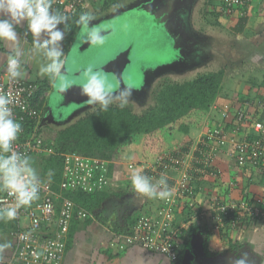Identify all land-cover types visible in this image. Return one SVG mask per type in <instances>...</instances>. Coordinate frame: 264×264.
<instances>
[{"label":"built area","instance_id":"1","mask_svg":"<svg viewBox=\"0 0 264 264\" xmlns=\"http://www.w3.org/2000/svg\"><path fill=\"white\" fill-rule=\"evenodd\" d=\"M253 0H223L227 16L246 18ZM87 0H53L52 10L77 19L86 8ZM40 87L24 80L12 81L5 71L0 74V95L14 98L10 105L13 119L22 125V131L13 143V149L30 158L53 153L52 144L43 137L42 120L46 111L48 92L40 94ZM258 110H264V101L245 100L242 108L222 111V118L233 125V132L221 125L211 126L200 142L189 148L173 147L154 163L125 161L122 164L84 157L77 153L63 157L62 179L58 190L50 180H41L38 199L17 210L12 219L17 228L9 233L10 253L0 257V264H62L74 220H95L94 213L77 205L65 193L94 194L112 189L120 166L131 182L133 172L148 176L154 183L166 178L172 195L156 198L158 206L141 215L127 234L115 233L110 242L115 252H124L139 246L154 254L177 261L181 254L184 231L194 223L209 222L214 231L234 232L264 220V195L242 191L239 199L232 193L212 195L207 210L199 207L200 186L206 180H217L221 171L215 165L223 155L233 169L264 173V122L255 120ZM234 112V114H233ZM233 114V115H232ZM34 125L28 133L27 125ZM176 172L175 178L170 174ZM230 190L238 188L230 182ZM133 191L135 192L133 186ZM15 205V198L7 191L0 194V208ZM185 206L191 212L188 222L177 225V214ZM201 210V211H200Z\"/></svg>","mask_w":264,"mask_h":264},{"label":"crops","instance_id":"2","mask_svg":"<svg viewBox=\"0 0 264 264\" xmlns=\"http://www.w3.org/2000/svg\"><path fill=\"white\" fill-rule=\"evenodd\" d=\"M95 1L97 0H87L86 8L80 13V15L85 12H95V9L99 7V5L94 4ZM107 1L108 0H106V2ZM106 2H104V4H106ZM117 3H123V0H118L116 4ZM211 5L215 7L220 6L218 7L219 9L223 8V0H206L203 9L208 6L211 7ZM225 18L226 19L221 20V24H229L228 20H234V22L231 23L230 30L233 32L236 39V47L239 46L237 52L242 64L240 67L235 68L233 73L227 74V68L225 69V76L222 82L220 95L209 111L203 126L200 129L190 130V133L187 135V137L190 138L187 144L188 146L195 145L194 143H196L207 124L211 126L217 125L218 122L222 120V117L220 116L219 118V115H222L223 110H230L233 107V110L235 111L240 107L241 101L234 102V98L232 99V95L228 93L227 84L233 78H236L234 83L240 82V86H236L235 89V93H238V97H245L244 99L251 101H264V0L252 1L245 20H242V18L237 16H228ZM78 19L79 17L76 20ZM72 26L73 23L69 22L67 30L72 29ZM240 26L241 29H238ZM59 27L61 30H64V25H59ZM16 30L20 35L21 43L25 51L27 52L29 49L33 48V37L31 33L27 31L26 22L17 26ZM67 30L65 31L64 39L61 41V47L65 54L62 57L63 68L66 66L65 61L74 51L79 55L81 54L80 52H82V50L78 49V47L79 45H83L81 40H77L76 43L78 46H75L74 42L70 43L68 46L66 44ZM79 32L80 28L78 30V33ZM93 46L95 45L91 44L84 50L88 52ZM8 52L9 47L0 43V74L5 72L7 67L6 56L8 55ZM86 58H88V56H86ZM42 63H44L43 56L38 53L33 54L30 62L25 66V71L28 73V76L22 80L27 83H35L40 89L41 87H44L43 92H48L47 101H45V103L46 106H49L51 95L54 92L55 82H57V77L53 79L47 75H40L39 68ZM68 67L69 72H72V74H81V78L84 76L82 73L87 71L81 69V67L79 68V65H77L78 69L71 68L69 65ZM65 71L66 73L68 72L67 69ZM240 77L243 78L244 83L240 81ZM73 81L76 84H80L83 80L77 78ZM234 86L229 89L231 92L234 91ZM260 111L261 110H258V117L264 121V113ZM216 114L218 115V118L215 117ZM229 126L230 128L228 131L233 132V125ZM44 129L43 137L50 142L54 141L57 134L55 135V132L53 133L49 127L46 128V131H44ZM196 135H199L197 139L194 138ZM226 160L227 159L223 155L216 159V166L219 168V171L225 172L226 170H229L227 168L228 162ZM121 167L124 166L118 168L119 172L116 176L115 186L112 189L105 191L108 197L106 201L102 203L100 208L96 210L94 214L95 220H75L73 222L72 228L74 224H77V227L75 226L73 228L74 231L68 238L67 250L62 264H173V261L163 255L151 253L139 246L131 247L124 252H115L114 249H111L109 244L114 238L113 236L115 233L118 234L119 232L128 230L131 232V228L133 227L132 222L135 219L148 213V210L150 209L154 210L158 206L156 198L143 197L133 191L132 183L126 179V174L123 172L124 169ZM243 172L245 173L244 176H242L244 178L243 181L246 185H249V187L246 186V189L255 190L257 195L263 196V176L251 170H243ZM170 176L175 178L179 175L174 172L171 173ZM221 178L222 175H220V178L217 180H210V183L207 184V182H204L201 185V191L198 193L197 198H195L199 205L198 208L202 210L209 209L208 193L215 192V195H218L215 189L217 188L216 186L222 185L219 184ZM234 180L237 181L239 178H234ZM234 180H232V182H234ZM222 187H224V185L219 188ZM222 189L224 191L226 190L225 188ZM240 189L238 192L241 195ZM223 190H221L223 194L220 195H224L228 192V189L227 192H224ZM184 207L179 210L180 214H177V225L184 223ZM199 225H207L206 227L208 231L213 230L212 224L209 222L202 221ZM189 228L190 226L184 231L182 237L187 235ZM200 232L201 233L194 236H197L203 243L204 257L209 264H234V261L239 259L243 254H246L247 256V264H264V220L252 225L249 224V226H243L241 230L234 232L213 230L210 240L207 238L206 228H204V230L202 229ZM192 238L190 239L189 244Z\"/></svg>","mask_w":264,"mask_h":264},{"label":"trees","instance_id":"3","mask_svg":"<svg viewBox=\"0 0 264 264\" xmlns=\"http://www.w3.org/2000/svg\"><path fill=\"white\" fill-rule=\"evenodd\" d=\"M106 3L110 4L111 0ZM242 20H245V18H242ZM77 21L76 19L71 21L73 23L72 29L67 30L66 44L68 46L76 40L80 28ZM238 29H241V26ZM224 76L225 69H222L201 74L197 78L184 83H165L159 87L155 94L154 107L143 115L135 114L127 107L120 108L118 104L114 103L110 105L107 111H102L97 106L96 109L86 112L76 123L62 128L57 133L56 139L48 142V145L52 144L53 147L51 155L36 157L30 162L34 165V162L40 159L39 167L34 165L39 179L52 181L56 190H58V185L62 179L63 157L66 154L77 153L84 157L120 163L126 160V149L137 143L142 136L141 160L153 163L172 148L169 141L177 133L187 136L190 130L202 127L209 111L220 95ZM43 91L44 87H41L39 93L42 94ZM240 101L239 108H242L245 100ZM260 112L264 113V110ZM258 115L259 112L255 114V120L264 122ZM218 125L223 126L228 131L231 123L222 118L217 125L213 126ZM33 128V124H28V133H31ZM186 147L191 146L186 145ZM262 174L264 179V173ZM206 182L208 184L210 180H206ZM218 188L215 189L216 193L218 195L223 194L221 192L222 188H219V190ZM250 192L252 196H257L255 190L250 189ZM2 193L3 191L0 190V194ZM214 194L215 192H209L208 200ZM65 196L94 214L108 197L105 191L94 194L84 192L65 193ZM183 211L185 214L183 221L188 222L191 212L186 209ZM137 219L132 222V225L136 223ZM253 224L255 223L253 222ZM75 226L77 227V224H74L73 228ZM206 226H200L197 222L190 226L187 235L182 237L181 254L177 261H173V264H182V257L186 252L190 239L201 233L202 229L206 228L207 238L210 240L213 230L208 231ZM16 228L17 224L12 219L0 218V238L2 235L9 236V233ZM73 228L70 235L74 231ZM119 233L127 234L129 230ZM0 257H4V255L0 254Z\"/></svg>","mask_w":264,"mask_h":264},{"label":"rangeland","instance_id":"4","mask_svg":"<svg viewBox=\"0 0 264 264\" xmlns=\"http://www.w3.org/2000/svg\"><path fill=\"white\" fill-rule=\"evenodd\" d=\"M123 1L125 2V0ZM104 2H106V0H97L94 4L99 5V7H106L108 12H113V10L116 11L115 8H113V5L116 4L117 0H111L110 4H102ZM200 2L201 0H141L138 4L140 6L128 3L125 6L126 11L134 12L137 15L134 17L132 15H126L127 18L123 25L118 27L115 33L107 37V39H104L105 42L103 45H95L88 52L83 50L80 52V55L74 51L69 57V66L78 69L77 65L81 62V57L86 58V56H88L81 66V69L88 70L95 65H100L106 60L111 59L118 49L125 47L128 43L132 44L135 42V49L133 50L132 58L137 57L138 59V57L143 56L139 53L144 51L146 56H149L147 61H151V64H156L154 66L159 67L164 63L165 66L168 65L171 67L173 62L177 60L178 53H176L177 49L173 38L171 37V34H169L170 31L164 24L168 22L170 28L176 30L180 36L183 37L182 43L185 48L189 45V42L191 43V47L195 48L191 54L198 53V55H200L203 53L200 49L203 48V59L196 60L191 58L193 55H190V58L187 60V63L191 64L189 68L181 70L179 68L178 71L175 70L158 74L153 79L154 81H151L149 86L150 90H147L145 97L139 98L138 100L132 98L134 102L129 103L126 106L127 108H130L135 114L139 115L148 112L155 105L154 97L157 90L165 82L184 83L190 79L197 78L201 74L216 72L226 68L227 74L233 73L235 68L240 67L242 64L237 52L239 46L236 47V39L233 32L230 30L231 23H233L234 20H228L229 24H221V20L228 17L225 15L224 9H219L218 7L220 6L215 7L213 5L204 9L203 7L201 9H196L195 3ZM205 3L206 0L204 4ZM138 7H140V10H136ZM184 54L186 56L188 53L185 52ZM144 58L147 59L145 56ZM139 68L140 67H137L136 64L131 67V71L127 74V80L129 82L127 84H130L132 87L139 88L141 81L143 80L141 75H139ZM70 74H72V72ZM140 77L141 80L139 79ZM86 78L87 76H82L80 79L83 81H81L80 84L73 82L74 86L77 85V88L80 89L82 84L86 82ZM240 79V81L244 83L243 78L240 77ZM235 80L236 78H233L228 82V93L232 95L234 102L240 100L244 101L246 100L244 99L245 97H238V93H235L236 86H240V82L234 83ZM233 86L234 91L231 92L229 89ZM114 104H118V102ZM69 107L70 106H68V108ZM231 110L234 111L233 107ZM220 116L222 117V115H219V118ZM215 117L218 118V115L216 114ZM79 118V115L73 116L71 118L72 121H70L69 124H66L65 127L76 123ZM209 127H211V125L207 124V126L204 127L202 134L194 137L195 139H197L198 136L200 138H198L196 142H200L201 138L207 133ZM62 128L60 126L50 127V130H52L53 133L55 132L54 134L56 135ZM44 131H46V129H44ZM140 138L141 139L137 143L130 145L126 149V160H141L143 137L141 136ZM189 140V137L177 133L172 139H170L169 144H171L170 146L172 147H185ZM39 164L40 159L34 162V165L36 166ZM34 165H32L33 168ZM227 168L229 170L221 172L222 178L219 184L224 185L222 188H225V191L228 189V193H232L233 198L239 199L240 196L237 197L240 195L238 190L241 188L242 191H244L246 186L249 187V185H246L243 181L244 178L242 176H244L245 173L241 169H233L229 165ZM234 178H239V180L236 181ZM232 180L238 185V188H235L234 190H230L229 184ZM216 187L218 188V186ZM5 244L9 246L0 248V254L7 256V254L10 253L11 243L9 236L2 235L0 238V245Z\"/></svg>","mask_w":264,"mask_h":264},{"label":"clouds","instance_id":"5","mask_svg":"<svg viewBox=\"0 0 264 264\" xmlns=\"http://www.w3.org/2000/svg\"><path fill=\"white\" fill-rule=\"evenodd\" d=\"M52 3L53 0H0V43L9 47L5 71L10 80L17 81L28 76L25 66L36 53L44 58V63L39 68L40 75L53 79L61 76L62 57L65 55L61 41L68 27V17L53 11ZM94 18L89 12L79 16L77 24L80 26L79 37L82 44L103 45L105 42L101 30L91 24ZM25 22L27 31L33 37V48L27 52L16 30L17 26ZM59 25H64V30ZM65 90L66 86H62L61 91ZM133 90L132 87L116 89L104 75L88 69L80 95L87 97L88 105L107 111L113 103L118 102V106L124 108L134 102ZM13 103V97L0 95V190L7 191L15 198L14 206L0 208V218L8 220L16 217L20 207L28 206L38 199L40 186L38 173L32 167L30 158L13 149V143L22 131V125L13 119L10 107ZM131 183L135 192L143 197L165 199L172 195L164 177L153 183L148 176L133 172ZM8 246L0 245V248ZM234 264H247L246 254L236 259Z\"/></svg>","mask_w":264,"mask_h":264},{"label":"water","instance_id":"6","mask_svg":"<svg viewBox=\"0 0 264 264\" xmlns=\"http://www.w3.org/2000/svg\"><path fill=\"white\" fill-rule=\"evenodd\" d=\"M204 2L205 0H201L200 3H195L196 5V9H201L204 6ZM170 24L165 23V27L167 26V28L169 29L171 34L172 32H174L175 30L170 28L169 26ZM169 26V27H168ZM102 35L104 36V39H107V37H109L111 34L109 33H102ZM171 37H173V35L171 34ZM77 40H80L79 37V33L77 36ZM176 49L181 51L182 54H184L185 52H188V56L192 55L191 53L194 51L195 48L191 47V43L189 42V45L186 48L183 46V43L180 42L179 40L177 42V40H174ZM89 45L91 44H83L81 46L78 47V49L80 50H84L86 49ZM93 45V44H92ZM133 45L134 44H127L125 47H122L121 49H118L114 55L112 56L111 59L106 60L105 62H103L102 64H98L95 65L93 67H91L90 69L94 72H99L102 75H104L109 83L114 84L116 87H123V86H128L130 84L128 80H127V74L129 73L130 69L132 66L137 64V61H134L135 59H137V57L132 58V54H133ZM184 52H183V51ZM183 58H186L185 54L183 55ZM135 63V64H134ZM193 64V63H192ZM191 66V64H188L186 59H181L180 62H173L172 66H168V65H164V63L159 66L154 68L153 70H148L144 77H143V81H141L140 86L142 90H144V87H149L150 83L149 81H154L153 79L156 77H151L150 79V73L153 72H158L159 74L163 73V72H170V71H178L179 68L181 69H187ZM67 69V73L66 70ZM71 73L69 72V69L67 66H64V68L62 69V73L61 76L57 77V81L58 85L55 86L54 88V92L51 95L50 98V102H49V107L46 109V112L44 114L43 120H42V126L43 127H55L56 124H61V122L63 123V121H55L56 124L48 121L47 117H49L50 113L52 115V112H57L59 110H61L64 107H68L70 106V110L69 113L71 116L77 115L75 113H77L80 109L84 108V106H87L88 104L86 103L87 97L81 96L80 95V89L77 88L78 86H74L73 84V80L77 79V78H81V74H68ZM82 75H86L87 76V71L82 73ZM158 75V74H157ZM72 80V81H71ZM193 80V79H190ZM61 81V83H60ZM189 81V80H188ZM62 86H66V90L65 91H61ZM131 86V85H130ZM135 90V89H134ZM133 90V91H134ZM78 110V111H77ZM72 113V114H71ZM60 115V113H59ZM70 117V116H69ZM63 120V119H60ZM60 122V123H59ZM66 124H69V122H67ZM204 246L203 243L201 242V240L197 237L194 236L190 242V244L187 247V250L185 252V254L182 257V264H209L205 257H204Z\"/></svg>","mask_w":264,"mask_h":264},{"label":"flooded vegetation","instance_id":"7","mask_svg":"<svg viewBox=\"0 0 264 264\" xmlns=\"http://www.w3.org/2000/svg\"><path fill=\"white\" fill-rule=\"evenodd\" d=\"M140 1L141 0H125V2L123 1V3H119V4L117 3V4H115L113 6V8H115L116 11H114V10H113V12L112 11H109L111 13L108 12V10H107L106 7H98V8L95 9V12L91 13L95 17L94 20L91 22V24L94 25V26H96V27H98L101 30V33L113 34L118 29V27H121L123 25V23L126 21V18H127L126 15H132L133 17L135 15H137L134 12L126 11V8H125L126 4L132 3V4H137L138 5L140 3ZM122 4H124V5H122ZM138 6H140V5H138ZM136 10H140V7L136 8ZM171 34L173 35V37H172L173 38V41L174 40H177V42H178V40H179V43L183 41V37H181L180 34L176 30L174 32H172ZM76 41H77V36H76V40L74 41V43H75V46H78L77 43H76ZM132 44H134L133 45V50H134L135 49V42H133ZM89 48H91V47H89ZM179 50H177V52H176V53H178V55H177V60L175 62H180L181 59H183V60L186 59V61H187L190 58V56H188V54H187L186 55V58H183V54ZM200 50L204 53L203 48H201ZM137 51H138V46H137ZM203 53L200 54V55H198V53H194V54H192L193 56L191 58L196 59V60L203 59V56H202V55H204ZM139 54H142L143 56L138 57V59H135L134 61H137V62L139 61L137 63V67H140L139 70H138V72H139V75H141V77L143 78L144 75H145V73L148 70H151V69L153 70L154 68H156V66H154L156 64H151L150 63L151 61L150 62L147 61L149 59V56H146V53L144 51L141 52V53H139ZM144 56L147 59H145ZM82 59L80 60L81 62L78 64L79 65V68L82 66L83 62L86 61V58L85 57H83ZM65 63L67 65V67H68V65L70 63V58L69 57L65 61ZM157 74H159V73L158 72L150 73V76H149L148 79H150L151 77L157 76ZM141 77L139 78L140 80H141ZM83 79H85V78H83ZM58 82L59 81L55 82V86L58 85ZM72 82H74V81H72ZM142 82H144V81L142 80ZM60 83H61V81H60ZM149 83H151V81H149ZM125 87H132V86L128 85V86H123V87H116V89L125 88ZM141 87L142 86H140L139 88L132 87L133 89H135L133 91L132 98H135L136 100H138L139 98H144L145 95H146L147 90H150V88L148 86L147 87H144L145 88L144 90H142ZM48 107L49 106H47L46 109ZM96 107L97 106L87 105V106H84V108H82L81 111H80V109H79V111L77 110L78 112L75 113V114L79 115V117H82V116H84V113H86L88 111H92V110L96 109ZM69 110H70V107L69 108L68 107H64V108H62L61 110H59L57 112L56 111L55 112H52V115L50 113V115H49V117H47V119H48V121H50V122H52L54 124H56L57 121H63V123L61 122V124H58V125L56 124L55 127H58V126H60L61 128L62 127H65L66 126V123L72 121L71 118L74 116V114H73V116L70 115ZM59 113H60V115H59ZM60 119H63V120H60ZM43 128L46 129L48 127H43Z\"/></svg>","mask_w":264,"mask_h":264}]
</instances>
